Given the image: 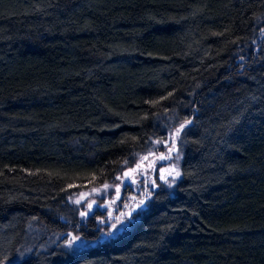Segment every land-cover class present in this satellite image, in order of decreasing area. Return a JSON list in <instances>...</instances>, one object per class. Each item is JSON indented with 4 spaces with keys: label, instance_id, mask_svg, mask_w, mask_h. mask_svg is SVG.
<instances>
[{
    "label": "trees",
    "instance_id": "obj_1",
    "mask_svg": "<svg viewBox=\"0 0 264 264\" xmlns=\"http://www.w3.org/2000/svg\"><path fill=\"white\" fill-rule=\"evenodd\" d=\"M170 142L179 178L89 243L95 214L70 197ZM13 259L264 264V0H0V264Z\"/></svg>",
    "mask_w": 264,
    "mask_h": 264
},
{
    "label": "flooded vegetation",
    "instance_id": "obj_2",
    "mask_svg": "<svg viewBox=\"0 0 264 264\" xmlns=\"http://www.w3.org/2000/svg\"><path fill=\"white\" fill-rule=\"evenodd\" d=\"M145 167L143 165L133 166L130 172L126 174L122 172L124 177L130 173L133 175L123 179L121 183L115 184L113 193L102 196L103 198L95 200L90 208L85 209L89 211V215L95 214V220L101 229L99 232L101 238L111 237L116 224H122L126 219H130L137 210L146 207L149 198L155 191L157 179L154 176L153 163L149 165V173H146L148 169Z\"/></svg>",
    "mask_w": 264,
    "mask_h": 264
},
{
    "label": "rangeland",
    "instance_id": "obj_3",
    "mask_svg": "<svg viewBox=\"0 0 264 264\" xmlns=\"http://www.w3.org/2000/svg\"><path fill=\"white\" fill-rule=\"evenodd\" d=\"M179 157H180L179 153L176 151L175 147L171 146V142H170V145L162 146L156 153L155 152L154 153L153 152H147V153L143 154L140 157V161L135 165L136 166H142V165L146 166L145 169H148V170H146V173H149V170H150L149 165L151 163H153V167H154V171H155L154 176L156 177L155 179H157L156 184L158 186L169 188L173 185V183L180 176ZM135 165H132L131 167H133ZM177 173H179V175H177ZM132 175L133 174L130 173L128 176L124 177L121 174H119L110 183H104L98 187L83 190V191H80V192L74 194L73 196L70 197L69 201L72 205H74V207L77 210V213L80 216H82V213H86L83 216H89V214H90L89 211L85 210V209H87V206L91 201H95V200H98L100 198H103L102 196H104V195L105 196L110 195L111 193H113L115 191V184L121 183V181L123 179L129 178ZM161 177H164V178L161 179ZM155 187H156V185H155ZM139 212H140V210H137L134 214H132L130 219H126L122 224H120V223L116 224V226H114L113 233H112L111 237L116 236L119 233H121L122 230L127 226V224L130 221H133L137 217V215H138L137 213H139ZM117 226H118V228H117ZM99 232L100 231H98V235L94 239L89 241V243L93 244L94 242L97 241V239H99V238L102 239ZM71 237H72V239H71ZM73 237H76V236L70 235V238H69L71 240V242H70L71 247H75L76 245H80L81 243H83L81 240L83 238L76 237V239H73ZM17 262H18V259H13L12 261L4 262L1 264H17Z\"/></svg>",
    "mask_w": 264,
    "mask_h": 264
},
{
    "label": "water",
    "instance_id": "obj_4",
    "mask_svg": "<svg viewBox=\"0 0 264 264\" xmlns=\"http://www.w3.org/2000/svg\"><path fill=\"white\" fill-rule=\"evenodd\" d=\"M134 167H136V166H134ZM131 170H132L131 168H127V169H125V170L123 171V174H126V173L130 172ZM93 204H94V201H91V202L88 204L87 208H90L89 205L92 206Z\"/></svg>",
    "mask_w": 264,
    "mask_h": 264
},
{
    "label": "snow or ice",
    "instance_id": "obj_5",
    "mask_svg": "<svg viewBox=\"0 0 264 264\" xmlns=\"http://www.w3.org/2000/svg\"><path fill=\"white\" fill-rule=\"evenodd\" d=\"M188 123V121H185V124H187ZM184 127V125L182 124L181 125V129ZM179 131H180V129H177V133H179ZM177 175H179V173H177ZM164 177H161V179H163ZM141 203H143V201H141ZM89 207H91V205H89ZM84 214H86V213H82V215H84ZM73 239H76V237H73Z\"/></svg>",
    "mask_w": 264,
    "mask_h": 264
}]
</instances>
